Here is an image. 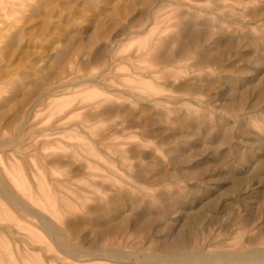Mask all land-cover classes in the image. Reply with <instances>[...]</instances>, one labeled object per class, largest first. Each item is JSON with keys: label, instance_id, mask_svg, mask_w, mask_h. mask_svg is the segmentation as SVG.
<instances>
[{"label": "rangeland", "instance_id": "obj_1", "mask_svg": "<svg viewBox=\"0 0 264 264\" xmlns=\"http://www.w3.org/2000/svg\"><path fill=\"white\" fill-rule=\"evenodd\" d=\"M161 4L0 0V264L264 247V0Z\"/></svg>", "mask_w": 264, "mask_h": 264}, {"label": "bare ground", "instance_id": "obj_2", "mask_svg": "<svg viewBox=\"0 0 264 264\" xmlns=\"http://www.w3.org/2000/svg\"><path fill=\"white\" fill-rule=\"evenodd\" d=\"M172 1L174 0H161V5L165 6ZM235 182V186H237L238 181L235 180ZM13 197H15V195ZM195 217V214H190L186 218V226H190L192 228V225L195 223ZM124 224L125 223L123 222L119 229H122L124 227ZM146 226L144 228H146ZM192 233L193 232L191 230V234ZM171 234L172 235L167 234L165 236V241H163L164 243L162 245H160L161 243L158 244V246L160 245L161 249H158L159 247L155 248L151 251L152 253L141 255V258H137L136 256L135 258L140 259L138 260V262L140 264H264V247H254L252 245L253 243L251 244V242L248 241L247 243L235 247V249L222 251L219 255L215 256L205 253L204 251L189 249L191 241L190 239H188V236L186 235L184 229L177 228L174 233ZM194 235L192 234L191 236L195 237ZM197 240L199 242L198 238ZM198 242H195V244H199ZM96 250L103 251L104 256H110L111 258L115 257L116 259L123 258V260H131L135 256L133 253H126L124 252V250L122 251V249L120 250V248H117L115 246H99V248L93 247V249H87V251H81V249L79 248L72 247L67 249V254H65L67 256H78V258L92 257L98 255ZM137 254L140 253L138 252Z\"/></svg>", "mask_w": 264, "mask_h": 264}]
</instances>
